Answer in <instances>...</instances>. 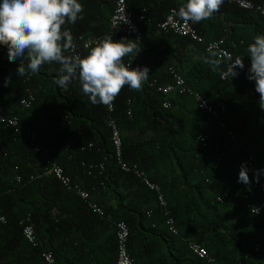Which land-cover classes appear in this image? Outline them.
Segmentation results:
<instances>
[{
    "label": "trees",
    "instance_id": "obj_1",
    "mask_svg": "<svg viewBox=\"0 0 264 264\" xmlns=\"http://www.w3.org/2000/svg\"><path fill=\"white\" fill-rule=\"evenodd\" d=\"M79 2L83 18L65 24L73 41L79 35L132 40L111 30L115 0ZM184 2L127 0L144 38L141 43L132 40L140 51L123 62L135 56L136 63L149 68V75L141 90L122 89L113 113L92 104L76 80L60 87L55 82L58 63L18 77L19 64L27 61L10 62L7 47L0 45L3 114L20 118L18 127L0 122V204L7 219L0 220V264H117L115 223L120 220L130 227L128 250L135 264H264V257L253 249L255 241H264V210L255 214L246 207L264 198V171L257 172L264 170V110L248 71L224 79L220 72L227 70L226 60L214 72L205 63L209 51L204 44L160 28L170 9L179 10ZM143 9L145 19L140 18ZM193 25L206 39L224 37L236 57L250 66L246 49L256 35L264 34V15L224 0L210 19ZM92 47L81 49L83 56ZM172 66L187 85L215 105L225 103L227 110L214 117L199 109L189 94L159 92L151 82H173ZM30 93L35 100L25 107L21 100ZM166 99L169 107L163 106ZM110 117L120 128L124 159L161 185L178 233L169 230L156 193L117 164ZM53 162L71 177V186L49 172ZM242 164L248 169V185L238 182ZM76 183L104 207L105 217L91 210L76 192ZM225 193L220 203L217 198ZM28 217L38 246L23 236L22 222ZM192 242L205 246L213 260L193 253ZM44 251H52L55 260L46 261Z\"/></svg>",
    "mask_w": 264,
    "mask_h": 264
},
{
    "label": "clouds",
    "instance_id": "obj_2",
    "mask_svg": "<svg viewBox=\"0 0 264 264\" xmlns=\"http://www.w3.org/2000/svg\"><path fill=\"white\" fill-rule=\"evenodd\" d=\"M223 3L224 0H185L176 14L185 22L197 24L210 19ZM83 10L79 0H0V45L7 47L10 62L27 61L19 64L18 77L26 72L37 73L44 64L58 63L59 75L55 82L60 87L66 88L76 80L92 104L111 106L125 86L141 90L149 68L125 65L124 57L138 54L140 50L132 40L124 43L108 36L92 47L86 56L65 55L74 52L76 45L70 30L63 26L82 19ZM246 52L250 59L247 79L255 82L258 105L264 110V34L256 35ZM225 55L210 50L205 63L215 72ZM237 68H244V60L240 57L229 63L227 70L220 75L232 79L239 75ZM8 83L10 80L5 81V86ZM256 180L259 182L258 175ZM238 182L250 184L244 164L240 167Z\"/></svg>",
    "mask_w": 264,
    "mask_h": 264
},
{
    "label": "built area",
    "instance_id": "obj_3",
    "mask_svg": "<svg viewBox=\"0 0 264 264\" xmlns=\"http://www.w3.org/2000/svg\"><path fill=\"white\" fill-rule=\"evenodd\" d=\"M229 2L236 3L238 6L244 9H250V10H256L260 12L262 15H264V3H255L253 0H228ZM147 10L143 9L142 13L140 15L141 19H145V14ZM178 10L176 8H171L169 13L167 14L166 18L159 24L160 28L166 32H174L176 34L187 36L191 38L192 40H195L198 43H202L205 45V48L207 51L210 52L216 51L219 53L227 54L223 56V59L226 60L229 63L235 60L236 55L232 51V49L227 45L226 40L224 38H216V39H206L204 35H202L198 29L191 23V22H185L181 20L177 13ZM110 26L112 32L116 36H120L125 39H132L137 43H141L144 38V32L136 19H134L133 14L131 10L129 9L127 0H115V7L114 11L110 17ZM65 29L70 30L69 27L63 26ZM71 32V30H70ZM78 41V43H77ZM100 41L99 38L95 39H88L84 37L83 35H79L74 41V44L76 45L75 51L72 52V55H79L82 57V51L81 49H88L94 45H96ZM228 57H231V60L228 59ZM132 68L145 67V64H135L134 60L130 58L125 65H129ZM249 66L246 65L244 62V68L239 69L237 68L236 71L238 73H241L242 71H248ZM172 73L175 78V84H169V85H158L157 90L162 93H169L172 90L178 88L180 92L187 91V86L185 84V79L182 75H180L175 69H172ZM153 82L151 85L154 86ZM190 91V90H189ZM196 101L198 103V107L201 110L208 111L209 113H212L214 115H219L221 111H225L227 109V106L225 103H220L218 106H215L208 102V100L199 92L195 93ZM200 98V99H199ZM35 100V96L33 94H29L28 97H25L21 100V104L25 107H30V105ZM163 105L165 107H169L171 104L169 101H164ZM109 113H113L115 111V101L111 106H106ZM4 112V106L2 102L0 101V122H3L7 126H15L18 127L20 124V118L18 116H11L6 117L3 114ZM129 113L131 115V111L129 110ZM108 125L112 131L111 140L112 144L115 149V159L117 161V164L120 166V168L124 171H133L135 175L140 177L151 190L158 192V199L160 201L161 206L165 209V215L167 216V224L169 229L177 233L178 229L175 224V219L171 213V210L168 208V202L165 199L163 193L160 192V187L157 183L153 182L149 176L146 174V172L139 168L137 164H129L124 159V153H123V142L122 137L120 133V128L118 126V123L116 120L112 117L108 119ZM224 126V124H223ZM27 133L30 134L31 130L29 128L26 129ZM231 135H233L232 131L230 132ZM32 138H34L32 136ZM202 140L204 138L200 137ZM39 147V146H38ZM40 148V147H39ZM252 160V157H250V161ZM251 164V162H250ZM101 168H103V164L99 165ZM49 172L55 175L59 180H61L63 183H65L67 186H71L72 179L70 176H68L65 173L64 168L58 164L57 162H53L50 165ZM74 188L76 189V192L80 195V197L88 204V206L91 208V210L94 213H97L101 217H105L107 214L104 210V208L96 201H93L91 199L90 191L85 189L81 186V184L76 183L74 185ZM261 192L264 194V182L261 183ZM228 196L227 193L224 195H220L218 197V201L220 203H224L225 198ZM246 207L250 208V210L255 214H260L264 210V198L260 204L257 206H252L251 203H246ZM111 218V216H108ZM0 220L2 222H7L6 216L2 214V205L0 204ZM30 219L29 217L22 222L23 225V236L25 239L31 243L33 246H38L39 241L37 237V233L35 230V227L33 224L29 223ZM116 236H117V264H135V259L130 254L128 250V242L130 237V227L128 223L125 220L117 221L116 223ZM190 249L197 254L199 257H208L210 261L213 260L209 256V252L205 246H202L200 243L192 242L190 243ZM253 249L254 252H256L260 257H264V241H255L253 243ZM42 256L45 258L48 262H53L55 260L54 254L52 251H44L42 252Z\"/></svg>",
    "mask_w": 264,
    "mask_h": 264
},
{
    "label": "crops",
    "instance_id": "obj_4",
    "mask_svg": "<svg viewBox=\"0 0 264 264\" xmlns=\"http://www.w3.org/2000/svg\"><path fill=\"white\" fill-rule=\"evenodd\" d=\"M231 3H233V2H231ZM240 7V6H239ZM84 36V35H83ZM152 38L154 39L155 38V36L154 35H152ZM221 38H224V37H221ZM214 39H216V38H214ZM225 39V38H224ZM226 40V39H225ZM134 41V40H133ZM156 41L159 43V44H163L164 42H162L161 40H159V39H156ZM227 43V42H226ZM228 45V44H227ZM82 53V52H81ZM82 57H83V54H82ZM130 58H132L133 60H134V62H135V56H130L129 58H128V60L130 59ZM127 60V61H128ZM126 61V62H127ZM125 62V63H126ZM135 64H145V63H136L135 62ZM146 66V65H145ZM172 69H175L180 75H182L183 76V74L176 68V67H170V74L172 75V77H173V82H171V83H168V84H159V85H162V86H165V85H169V84H175V78H174V75H173V73H172ZM184 77V76H183ZM184 79H185V84H186V86H187V89H189V90H187V91H184L183 93L182 92H180V90L178 89V88H176V89H174V90H172L171 92H169V93H163L164 95H169V94H172V93H174V92H178V93H180V94H189V95H191V96H193L194 97V100H195V102H196V104H197V106H198V103H197V101H196V97H195V93L196 92H199L200 94H202L200 91H197V90H195V89H193L192 87H190L189 85H187V81H186V78L184 77ZM153 82H155L154 83V87H156V89H157V86H158V84H157V79H154L152 82H151V84L153 83ZM162 93V92H161ZM203 95V94H202ZM204 96V95H203ZM205 97V96H204ZM206 98V97H205ZM207 99V98H206ZM208 100V99H207ZM164 101H169L168 99H166V100H164ZM170 102V101H169ZM208 102L209 103H211V104H213V105H215L214 103H212V102H210L209 100H208ZM171 103V102H170ZM221 103H223V102H221ZM220 104V103H219ZM218 104V105H219ZM218 105H215V106H218ZM164 106V105H163ZM165 107V106H164ZM199 108V107H198ZM227 110V109H226ZM225 110V111H226ZM203 111H205V110H203ZM225 111H221L220 113H219V115H214V114H212V113H209L208 111H205L206 113H208V114H211L212 116H214V117H219L220 115H221V113H223V112H225ZM223 124H224V126H223ZM222 127L223 128H226V124L224 123V122H222ZM231 132V131H230ZM232 133H233V131H232ZM233 136H234V134H233ZM143 170V169H142ZM145 171V170H144ZM146 172V171H145ZM146 174H147V172H146ZM148 175V174H147ZM137 176V175H136ZM138 177V176H137ZM140 178V177H139ZM150 178V177H149ZM141 179V178H140ZM151 179V178H150ZM142 180V179H141ZM152 180V179H151ZM143 181V180H142ZM153 181V180H152ZM144 182V181H143ZM153 182H155V181H153ZM155 183H157L158 185H159V187H160V192L161 193H163V191H162V187H161V185L158 183V182H155ZM144 185L146 186V187H148L145 183H144ZM149 188V187H148ZM150 189V188H149ZM151 190V189H150ZM151 191H154V190H151ZM155 193H156V196H157V201H158V204H159V206H160V208H161V210H162V212H163V215H164V217H165V222H166V224H167V216L165 215V209L161 206V204H160V201H159V199H158V192L157 191H154ZM163 195H164V197H165V199H166V196H165V194L163 193ZM219 197V196H218ZM218 199V198H217ZM94 200V199H93ZM167 200V199H166ZM95 201V200H94ZM97 202V201H96ZM168 202V201H167ZM102 206V205H101ZM103 207V206H102ZM104 208V207H103ZM168 208L171 210V213H172V215H173V211H172V209L169 207V204H168ZM149 214H150V212H149ZM173 217H174V215H173ZM175 219V218H174ZM175 224H176V220H175ZM167 226H168V224H167ZM177 227V226H176ZM169 228V227H168ZM177 229H178V227H177ZM170 230V229H169ZM171 231V230H170ZM172 232V231H171ZM172 233H174V232H172ZM178 233V232H177ZM176 234V233H175ZM190 247V246H189ZM194 253V252H193Z\"/></svg>",
    "mask_w": 264,
    "mask_h": 264
}]
</instances>
